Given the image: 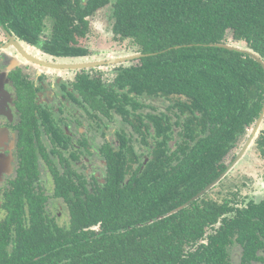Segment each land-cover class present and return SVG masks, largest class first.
<instances>
[{
    "label": "trees",
    "instance_id": "1",
    "mask_svg": "<svg viewBox=\"0 0 264 264\" xmlns=\"http://www.w3.org/2000/svg\"><path fill=\"white\" fill-rule=\"evenodd\" d=\"M108 4L114 36L156 54L115 68L116 89L94 79L93 99L131 118L148 160L129 174L135 143L121 132L116 151L102 149L105 175L91 191L54 175L63 226L49 221L45 197L6 196L0 264H230L236 244L239 264H264V200L233 209L202 195L264 105V0H0V25L49 55L85 56L84 20ZM227 31L257 59L219 46ZM139 97L167 103L169 116L149 114L140 128ZM256 144L264 159V128Z\"/></svg>",
    "mask_w": 264,
    "mask_h": 264
},
{
    "label": "flooded vegetation",
    "instance_id": "2",
    "mask_svg": "<svg viewBox=\"0 0 264 264\" xmlns=\"http://www.w3.org/2000/svg\"><path fill=\"white\" fill-rule=\"evenodd\" d=\"M44 31L40 36L42 42L48 39ZM110 32L114 41L124 45L123 51H129L112 59L99 57L91 63H83L91 56L89 51L79 57L49 55L40 46L26 42L0 25V92L3 99L0 106V219L6 212L2 205L6 196L16 193L24 197L36 193L45 197L44 211L49 221L63 226L58 223L63 214L55 202L63 203L68 220L69 210L65 200L56 195L54 175H58L65 183L70 181L79 184V180L84 181V187L91 191L93 181H102L105 175L106 161L102 149L106 150L110 146L116 151L119 140H123V137H117L121 132L135 143L136 157L129 174L138 164L147 162V148L135 141L138 134L129 124L131 118L126 120L128 123L120 114L112 112L111 116H107L104 110L97 109L99 107L93 99L92 82L99 79L106 90L116 89L113 82L115 68L140 64V58L156 53H142L141 47L132 39L121 40L114 36L111 29ZM230 34L232 39L233 34L227 31L225 40ZM84 64L91 65L80 66ZM137 100L144 107L135 112L138 114L135 120L140 128H145L149 122V114L162 112L169 116V111L165 110L167 103L160 110L157 99L139 97ZM256 122L247 127L246 132ZM217 123L220 124V119ZM146 140L151 145L150 139ZM238 141L222 159L225 169L236 157V153L232 152ZM255 147L257 149L256 142ZM225 178L205 187L202 195L233 209L240 208L245 202L264 200L255 201L254 197L247 200L246 195L239 198L236 183H231L229 189H223ZM245 185L252 187L250 184ZM50 203L53 205L50 206ZM22 208L27 210L25 206ZM232 248L237 250L239 258V246L236 244ZM232 262L231 259L230 264Z\"/></svg>",
    "mask_w": 264,
    "mask_h": 264
},
{
    "label": "rangeland",
    "instance_id": "3",
    "mask_svg": "<svg viewBox=\"0 0 264 264\" xmlns=\"http://www.w3.org/2000/svg\"><path fill=\"white\" fill-rule=\"evenodd\" d=\"M109 18L110 10L108 9V7H105L99 9L91 17H88L84 20L86 32L80 40L82 41V45L84 47H87L89 53H91V56L87 59V61H84L83 63H91L99 57H103L102 59H112V57L121 56L120 54L129 51L128 49L123 51L124 45H119L111 38L112 34L110 32V29L112 22ZM46 23L47 28L45 29L44 33L48 36L50 34V22L47 21ZM234 37L235 36L233 35L232 38ZM226 40L227 45L238 47L240 49H246L243 42L234 41L233 39H231V34L226 36ZM157 103L158 109L163 110L164 103ZM253 127L252 129L248 128L249 130H247L246 132L247 135L239 139L236 148L232 152L233 154L236 153V157L238 156L240 157V159H237V163H234L236 159L235 157L234 161L227 167V171L220 178V180L226 176L223 181L225 182L223 189H229L231 183H236V186L238 187L239 198H241L242 195H246L245 197L247 200L249 199V197H254V200L257 201L264 198V161L261 160L258 155V150L255 147V142L260 129L264 127V115L262 119V125L261 127H259L260 129H256L255 131L251 132L253 130ZM245 184H250V186L252 185V187H247ZM215 190H217V187H215ZM208 195L209 194H207V196ZM55 204L60 207L61 213L63 214L62 219L59 220L58 223L60 225H64L68 222V215L66 210H64L65 207L62 202H55ZM52 205L53 204L50 203V206ZM236 251L237 250L234 249L232 251V264L238 263L239 258L236 254Z\"/></svg>",
    "mask_w": 264,
    "mask_h": 264
},
{
    "label": "water",
    "instance_id": "4",
    "mask_svg": "<svg viewBox=\"0 0 264 264\" xmlns=\"http://www.w3.org/2000/svg\"><path fill=\"white\" fill-rule=\"evenodd\" d=\"M219 46H223V47H226V48H229V49H234V50H237V51H241V52H246V53H249V54H251L253 57H255L256 59H257V57H256V55L252 52V51H250V50H248L247 48L246 49H240V48H238V47H232V46H230V45H227V44H218ZM89 65H91V64H84V65H80V66H89ZM1 92H0V106L3 104V99H2V97H1ZM0 111H1V107H0ZM263 115H264V105H263V108H262V111H261V114H260V117L258 118V120H257V122H256V124H255V126L253 127V130L251 131V132H253V131H255L256 129H260L259 127H261V125H262V119H263ZM256 136V135H255ZM240 159V157H236V159H235V161H234V163L236 162V161H238V160ZM237 163V162H236ZM228 169V168H227ZM227 169L225 170V172L227 171ZM225 172L219 177V179L218 180H220V178L225 174ZM217 180V181H218Z\"/></svg>",
    "mask_w": 264,
    "mask_h": 264
}]
</instances>
